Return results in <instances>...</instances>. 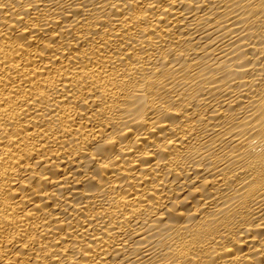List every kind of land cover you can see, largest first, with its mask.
<instances>
[{
  "label": "bare ground",
  "instance_id": "6f19581e",
  "mask_svg": "<svg viewBox=\"0 0 264 264\" xmlns=\"http://www.w3.org/2000/svg\"><path fill=\"white\" fill-rule=\"evenodd\" d=\"M0 264H264V0H0Z\"/></svg>",
  "mask_w": 264,
  "mask_h": 264
}]
</instances>
